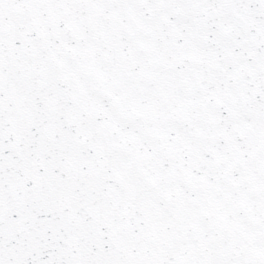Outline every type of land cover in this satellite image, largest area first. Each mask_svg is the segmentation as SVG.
Segmentation results:
<instances>
[{
	"label": "snow or ice",
	"instance_id": "obj_1",
	"mask_svg": "<svg viewBox=\"0 0 264 264\" xmlns=\"http://www.w3.org/2000/svg\"><path fill=\"white\" fill-rule=\"evenodd\" d=\"M0 264H264V0H0Z\"/></svg>",
	"mask_w": 264,
	"mask_h": 264
}]
</instances>
